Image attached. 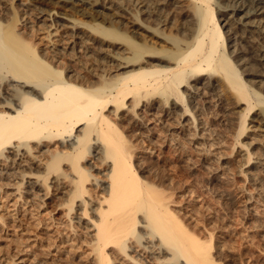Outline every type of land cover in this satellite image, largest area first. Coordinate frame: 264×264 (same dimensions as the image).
Returning <instances> with one entry per match:
<instances>
[{
  "label": "bare ground",
  "instance_id": "obj_1",
  "mask_svg": "<svg viewBox=\"0 0 264 264\" xmlns=\"http://www.w3.org/2000/svg\"><path fill=\"white\" fill-rule=\"evenodd\" d=\"M228 1L232 0H216L221 2L219 10L227 12L220 19L227 27L226 32L219 25L211 0L174 3L180 11L186 8L190 12L186 15L189 19L182 24H175V18L162 19L164 14L160 15L156 4L151 6L143 0L135 1L132 6L135 7L136 2L137 6L140 4L136 11L143 15L139 19L135 16L138 22L152 16L156 25L173 26L175 31L171 33L174 29L167 27L171 32L157 29L149 33L140 23L133 22L134 13L128 11L125 26L129 36L113 33L126 41L124 67L119 66L123 70L114 74L102 68L103 72L97 75H74L60 66L54 68L48 52V57L45 55L43 37L21 33L15 15L7 23L0 20V156L5 150L9 153L10 158L6 152L4 158L11 162L8 163L12 175L8 173L19 178L15 184L23 182L27 174H36L46 188L60 189L63 195L58 204L66 205L68 213L75 205L80 219L88 217L93 233L85 242L93 252L91 264H124L123 260L133 264H220L218 254L211 251L212 234L206 237L190 228L171 207L175 189L180 186L166 184L170 178L162 168L153 169V175H144V169L153 167L142 166L136 155L139 150L143 153L155 148L153 140H138L134 129L120 120H113L111 115H116L130 97L129 105L133 111L141 103L144 107L155 105L153 110L167 107L168 115L174 120L185 111L191 112V119L187 120L195 124L201 112L196 114L199 106L193 105V94L198 90L196 84H205V78L200 75L223 80L226 86L223 90L231 91L236 103H245V113L253 101L264 103L252 89V84L242 79L243 71L239 65L248 60H244L242 54L232 59L237 56L238 39L244 41L239 47L243 44L257 52L264 47V0H240L238 5L234 0L232 4H227ZM99 31L103 35L109 34L108 29ZM253 34L261 36H257L260 39ZM136 35L138 42L133 39ZM256 51L254 58L264 60V55H258ZM186 101L188 106L183 107L182 113H175L178 102ZM192 108L197 111L193 112ZM243 116L239 126H243ZM129 132L131 134H127ZM52 142L56 144L54 149L39 153L43 144ZM27 154H30L29 162L26 158L28 164H22ZM87 156L103 169L97 170ZM95 171L106 178L105 183L93 176ZM66 178H69L68 188L61 186ZM89 184L102 187L101 196L95 197ZM135 248H140L145 257H140L139 251L132 256L130 253H135ZM121 254L127 259L124 256L121 259ZM14 260L22 263L19 256L10 259L11 262Z\"/></svg>",
  "mask_w": 264,
  "mask_h": 264
},
{
  "label": "rangeland",
  "instance_id": "obj_2",
  "mask_svg": "<svg viewBox=\"0 0 264 264\" xmlns=\"http://www.w3.org/2000/svg\"><path fill=\"white\" fill-rule=\"evenodd\" d=\"M135 1L140 0H0V20L7 23L15 15L19 19L17 27L20 26L21 33L33 34L36 38L43 37L45 55L48 52L47 57L52 59L54 68L60 66V69L65 68L74 75H97L96 73L103 72L100 70L103 68L105 72L112 74L122 72L126 48V41L113 33L129 36L125 26L128 11L134 13V18L131 19L135 23L140 16L143 17L136 11L140 4L137 6L136 2V6H132ZM166 1L143 0L151 6L156 4L160 15L164 14L162 19L166 17L165 20L169 21L175 18V24H182L189 19L186 17L190 14L189 10L185 8L180 11L176 8L180 5V0H168L169 3ZM232 1L227 4H232ZM234 1L238 5L240 0ZM215 2L211 0L213 11L219 20L223 19L227 12L218 8L223 1ZM174 3L178 5L175 6ZM228 11L230 13L231 8ZM142 21L139 20L137 24L140 23L141 28L147 29L149 33L150 30L157 29H164L166 33L175 31L173 26L167 27L174 30L165 25H156L152 16L145 17V21ZM223 22L220 20L219 25L226 32L227 27L222 25ZM102 28L108 29L109 34H101L99 29ZM50 32L53 33L52 36ZM184 32L185 30L179 33ZM149 36L152 37V34ZM253 36L261 37L258 34ZM258 37L256 39H260ZM133 39L137 42L139 40L137 35ZM153 39L156 37L153 36ZM239 43L244 41L238 39L236 42L237 48L242 52L238 49L237 56L232 59L243 55L244 60H248L239 65V69L243 71L242 79L246 82L248 80L252 89L264 100V60L254 58L255 48L251 49L243 44H240V48ZM259 51H256L258 55H264V47ZM248 65L250 66L246 68ZM255 73L258 74L254 75ZM206 76L200 75L205 78V84H196L198 90L193 94V105L199 106L196 114L201 112L195 124H190V120H187L191 119V112L185 111L180 118L177 116L178 119L174 120L168 115L170 110L167 107L153 110L155 105L144 107L141 103L133 111L129 105L130 97L126 98L125 105L116 115H111V118L134 129L138 140H153L155 148L143 153L139 150L136 155L142 166L153 167L144 169V175H153L154 170L162 168L170 178L166 184L176 183V186H180L175 189L171 207L190 228L206 237L212 234L211 251L218 254L220 264H264V110H261L264 109V103L253 101L249 111L245 113V103H236L231 91L226 90L227 88L224 89L226 91L223 90L226 87L223 80L217 78L219 82ZM219 84L221 85L217 87ZM178 104L177 111L174 110L177 114L188 106V101ZM196 109L192 108V111L195 112ZM120 115L122 116L119 117ZM241 116L245 117L243 126H239ZM43 145L40 154L56 147L53 142ZM5 152L0 156V264H91L93 252L85 242L93 233V227L86 219L88 217L80 219L75 205L68 213L66 205L58 204L63 195L60 189L46 188L36 174H27V180L17 181L15 184L19 178L11 176L13 170L9 164L11 162L4 158ZM6 155L10 158L9 153ZM28 156L30 154L25 155L22 164H28ZM90 157L87 156L89 162H93L95 168L101 171L102 166ZM95 172L93 176H98L105 183L106 178ZM63 185L69 186V178L63 180L61 186L64 187ZM88 187H92L95 197L97 194L101 196L102 187L90 184ZM139 249L135 248L136 252L130 254L136 256ZM139 255L145 257L140 251ZM18 256L22 263H18L19 260H14L16 263L10 261ZM120 256L121 259L125 257L123 254ZM123 263L133 264L129 260H123Z\"/></svg>",
  "mask_w": 264,
  "mask_h": 264
}]
</instances>
